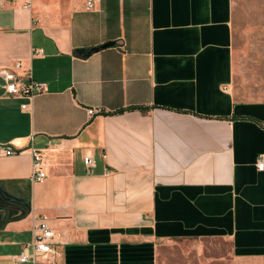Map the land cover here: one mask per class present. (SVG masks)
I'll use <instances>...</instances> for the list:
<instances>
[{
  "label": "crops",
  "instance_id": "1",
  "mask_svg": "<svg viewBox=\"0 0 264 264\" xmlns=\"http://www.w3.org/2000/svg\"><path fill=\"white\" fill-rule=\"evenodd\" d=\"M86 1L0 0V264H264V0Z\"/></svg>",
  "mask_w": 264,
  "mask_h": 264
},
{
  "label": "built area",
  "instance_id": "2",
  "mask_svg": "<svg viewBox=\"0 0 264 264\" xmlns=\"http://www.w3.org/2000/svg\"><path fill=\"white\" fill-rule=\"evenodd\" d=\"M17 1V0H7ZM24 8L30 9L35 0H22ZM100 0H87L86 8L88 10H95ZM22 64L16 63L14 68H0V78L2 80V88L4 93L8 96L27 97L33 99L36 95L43 93L46 90V85L34 80L32 73L23 75ZM26 109V105L23 106ZM92 114V112H90ZM5 155H16L19 151L12 148L1 150ZM34 164H33V178L36 181L44 180L47 175L43 169V157L39 151L31 149ZM85 165L89 168L94 165L91 157L85 158ZM258 169L264 170V159L258 161ZM34 239L31 243L32 254L29 253V246L24 247L21 255L13 257L17 264H36L38 259L48 260L53 259L56 250L53 246L55 239V232L48 223L47 217L41 218L40 222L34 227Z\"/></svg>",
  "mask_w": 264,
  "mask_h": 264
},
{
  "label": "water",
  "instance_id": "3",
  "mask_svg": "<svg viewBox=\"0 0 264 264\" xmlns=\"http://www.w3.org/2000/svg\"><path fill=\"white\" fill-rule=\"evenodd\" d=\"M114 46V43H108L106 45H103L102 47H100L99 49H105V48H109V47H113ZM99 49H95V50H99ZM78 55L81 57V58H86L88 55H89V51H86V50H80L78 51Z\"/></svg>",
  "mask_w": 264,
  "mask_h": 264
},
{
  "label": "rangeland",
  "instance_id": "4",
  "mask_svg": "<svg viewBox=\"0 0 264 264\" xmlns=\"http://www.w3.org/2000/svg\"><path fill=\"white\" fill-rule=\"evenodd\" d=\"M237 86L239 87V89H240L241 91H247V90H249V89H247L246 87H244L242 84L237 85Z\"/></svg>",
  "mask_w": 264,
  "mask_h": 264
},
{
  "label": "trees",
  "instance_id": "5",
  "mask_svg": "<svg viewBox=\"0 0 264 264\" xmlns=\"http://www.w3.org/2000/svg\"><path fill=\"white\" fill-rule=\"evenodd\" d=\"M135 109H137V108H130L129 110H135ZM142 110H145V109L142 108ZM124 111H125V110L118 111V112H116V113H114V114L122 113V112H124ZM109 114H111V113H109Z\"/></svg>",
  "mask_w": 264,
  "mask_h": 264
}]
</instances>
